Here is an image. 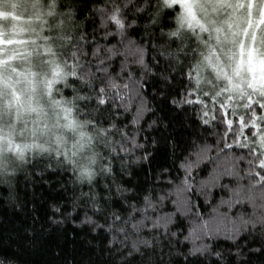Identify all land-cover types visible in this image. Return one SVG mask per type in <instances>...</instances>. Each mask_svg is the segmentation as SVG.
<instances>
[{"label":"snow or ice","instance_id":"obj_1","mask_svg":"<svg viewBox=\"0 0 264 264\" xmlns=\"http://www.w3.org/2000/svg\"><path fill=\"white\" fill-rule=\"evenodd\" d=\"M5 190L0 264H264V0H0Z\"/></svg>","mask_w":264,"mask_h":264},{"label":"trees","instance_id":"obj_2","mask_svg":"<svg viewBox=\"0 0 264 264\" xmlns=\"http://www.w3.org/2000/svg\"><path fill=\"white\" fill-rule=\"evenodd\" d=\"M157 162H164L162 155L157 156ZM117 171H119L118 166ZM50 179L53 184H57V181L61 177L53 176ZM67 179L68 176L64 175L63 180ZM141 179H143V176H141ZM85 190L87 189L85 188ZM18 191L21 200L25 199V194L27 193V198L34 201L36 211L41 215L46 207V205L42 206L41 202L46 201L50 194L55 195L51 193L47 185L38 184L35 188H25V182L23 181ZM33 192H35V197L32 196ZM4 195H6V190L0 193V199ZM0 221H3L5 225L10 221H17L11 204H0ZM77 224L78 221L76 223L68 222L55 229L45 237V243L42 246L30 251L28 254L21 255L18 264H55L47 252L49 249L58 251L61 248L63 249V255L67 256L72 261V264H77L79 261H83V264H89L90 260H96L97 264H99V260L102 259L99 248L97 247L99 240H93L90 244L89 241L92 239L91 235L84 228L77 227ZM4 235L7 236L8 233L5 232Z\"/></svg>","mask_w":264,"mask_h":264}]
</instances>
